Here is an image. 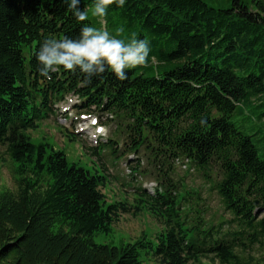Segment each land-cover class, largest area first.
Wrapping results in <instances>:
<instances>
[{"label":"trees","instance_id":"1","mask_svg":"<svg viewBox=\"0 0 264 264\" xmlns=\"http://www.w3.org/2000/svg\"><path fill=\"white\" fill-rule=\"evenodd\" d=\"M228 1L0 0V145L17 182L0 190V264H264L242 254L264 239V134L232 120L251 106L264 127V0ZM123 26L140 32L134 46ZM71 94L82 112L127 123L122 150L110 139L91 155L144 148L160 159L154 193L139 185L132 202L108 201L106 176L31 140ZM177 158L212 182L229 220L204 218L200 191L170 176ZM144 210L161 231L119 246L95 241Z\"/></svg>","mask_w":264,"mask_h":264},{"label":"rangeland","instance_id":"2","mask_svg":"<svg viewBox=\"0 0 264 264\" xmlns=\"http://www.w3.org/2000/svg\"><path fill=\"white\" fill-rule=\"evenodd\" d=\"M208 4L213 7L221 8L227 7L228 0H206ZM87 16L92 21L91 33L96 39H100L102 33L94 20L92 13H87ZM117 25H121L120 22ZM121 34H126L128 39L126 41L130 46H134L138 42L136 38L139 36V31L131 30L126 27L120 28ZM108 35L112 38L119 37L118 31L108 30ZM102 42L110 45L106 40ZM136 55V54H135ZM76 95L68 96L64 102L58 103L53 108V113L47 119L39 121V126L28 132L31 140L34 143L47 142L52 145L54 149H62L65 151L67 159L70 163H76L92 173H98L107 177V185L103 188L108 201L120 200L127 196L128 200L132 202L136 186L144 187L145 184L153 182L159 185L158 173L161 167L159 161L153 162L151 153L142 148L137 154V161L131 164V168L140 174L130 175L126 171L124 162L126 158L121 154L114 157L106 148L100 155L93 156L90 153V148L105 143L110 139L119 141L118 148L123 149L124 144L129 141L127 132V123L118 119V117L109 112L93 111L87 114L84 118L81 114V109L76 107ZM74 103L76 104L75 106ZM72 107L70 110L68 108ZM67 109V110H65ZM245 114H235L232 120L245 132H254L261 130L259 135L264 134V127L257 121V109L246 106ZM82 117V118H81ZM97 117L99 123L103 126V131L96 140L91 138L92 134L96 133V127L90 126L92 119ZM77 118V119H75ZM82 121V122H81ZM81 122V123H80ZM85 125H81L84 124ZM84 128L85 131L81 129ZM251 130V131H250ZM98 135V134H97ZM50 149V147H48ZM89 149V151H88ZM261 153L262 150H260ZM131 154V153H129ZM170 172V176L176 182L184 183L188 188H193L200 191L203 204L202 215L209 222L218 224L222 220H229L230 214L224 210L221 198L217 190L213 187L212 182H207L202 175L193 169H186L181 164L174 163ZM216 177V171L214 172ZM14 163L11 161L6 152V148L0 145V190L10 189L15 191L17 189V182L15 178ZM219 178V177H218ZM264 214V212H263ZM225 229L233 232L236 230L235 226H225ZM143 230H147L150 234H156L162 230V225L158 223L146 210L133 216L130 213L122 214L119 221L112 226L109 233H98L95 235L97 243L111 244L119 246L122 243L133 242ZM154 237V236H153ZM248 244V241L243 239ZM245 257L262 258L264 256V239L260 244L250 245L246 251L242 253ZM206 263L211 262V259L204 258ZM156 264V263H153Z\"/></svg>","mask_w":264,"mask_h":264},{"label":"water","instance_id":"3","mask_svg":"<svg viewBox=\"0 0 264 264\" xmlns=\"http://www.w3.org/2000/svg\"><path fill=\"white\" fill-rule=\"evenodd\" d=\"M254 204H255V206L257 207V208H259L260 207V203H259V200H254Z\"/></svg>","mask_w":264,"mask_h":264},{"label":"bare ground","instance_id":"4","mask_svg":"<svg viewBox=\"0 0 264 264\" xmlns=\"http://www.w3.org/2000/svg\"><path fill=\"white\" fill-rule=\"evenodd\" d=\"M87 128H91V127H90V126H87ZM96 133H97V131H96ZM94 136H95V134H92V135H91V138L93 139Z\"/></svg>","mask_w":264,"mask_h":264}]
</instances>
